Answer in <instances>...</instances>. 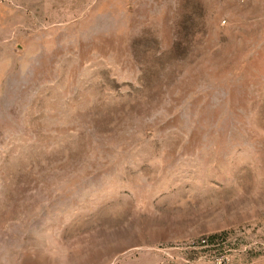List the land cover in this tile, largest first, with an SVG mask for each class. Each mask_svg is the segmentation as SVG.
Instances as JSON below:
<instances>
[{
	"label": "rangeland",
	"instance_id": "374dc122",
	"mask_svg": "<svg viewBox=\"0 0 264 264\" xmlns=\"http://www.w3.org/2000/svg\"><path fill=\"white\" fill-rule=\"evenodd\" d=\"M0 264H264V0H0Z\"/></svg>",
	"mask_w": 264,
	"mask_h": 264
}]
</instances>
